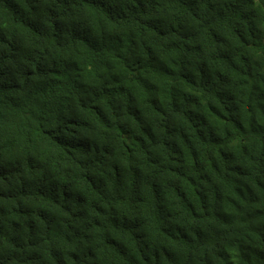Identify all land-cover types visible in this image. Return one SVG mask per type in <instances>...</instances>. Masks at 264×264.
<instances>
[{"label":"trees","instance_id":"16d2710c","mask_svg":"<svg viewBox=\"0 0 264 264\" xmlns=\"http://www.w3.org/2000/svg\"><path fill=\"white\" fill-rule=\"evenodd\" d=\"M0 264H264V0H0Z\"/></svg>","mask_w":264,"mask_h":264}]
</instances>
